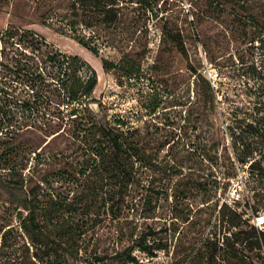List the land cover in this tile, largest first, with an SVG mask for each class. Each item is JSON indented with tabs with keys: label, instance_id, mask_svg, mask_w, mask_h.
Masks as SVG:
<instances>
[{
	"label": "rangeland",
	"instance_id": "obj_1",
	"mask_svg": "<svg viewBox=\"0 0 264 264\" xmlns=\"http://www.w3.org/2000/svg\"><path fill=\"white\" fill-rule=\"evenodd\" d=\"M247 1L259 15L254 26L234 21L232 0H0V230L17 225L15 209L34 187L68 199L95 187L96 206L75 214L89 227L85 263L122 264L116 254L152 229L165 250L151 259L132 249L137 264H264V238L259 250H242L232 234L255 217L230 227L219 210L231 180L238 213L252 187L264 196V181L250 182L232 152L233 133L264 99V0ZM62 55L86 63L82 78L95 72L97 103L56 105L49 91L60 83ZM205 69L217 72L214 88ZM39 96L52 99L47 114L25 106ZM99 127L120 129L137 149L127 160L135 183L104 206L107 180L85 152ZM207 237L221 247L214 256ZM22 242L3 249L0 262L20 264Z\"/></svg>",
	"mask_w": 264,
	"mask_h": 264
},
{
	"label": "trees",
	"instance_id": "obj_2",
	"mask_svg": "<svg viewBox=\"0 0 264 264\" xmlns=\"http://www.w3.org/2000/svg\"><path fill=\"white\" fill-rule=\"evenodd\" d=\"M145 2V0H142ZM216 1V0H214ZM232 13L235 22L249 26L259 24V15L254 12L253 7L248 5L247 0H232ZM85 47V45H83ZM180 54L185 55V50L181 44H177ZM83 66H87L84 61L77 56L62 55L57 61V73L55 78L60 82L55 89L49 91L50 96H54L61 110L64 106L68 107V103H77L79 101H87L97 103L99 97H93L97 79L93 70L85 78L79 76V72ZM105 67V62H103ZM204 78L207 80L205 75ZM209 83V81H207ZM212 89V88H211ZM51 97L39 96L31 103L26 102L25 106L31 109L32 113L47 114L48 102ZM63 102H67L64 103ZM258 106H255L254 112L250 115V122L245 125V129L234 134L232 138V152L235 161L239 165H248L249 181L255 184H262L264 181V99H259ZM70 115L76 116V110L72 109ZM244 123L243 119L237 122L238 125ZM116 126L119 128L124 124L123 121L117 119ZM87 137L90 142L87 151L90 153L91 164L103 172L99 180L103 178L107 180L108 190L104 192L105 199L101 198L102 205L107 202L114 203V198L124 199L128 194L130 184L135 183V174L132 166L127 164V160L134 157L136 147L132 142L123 138L120 129H112L99 127L94 132L88 133ZM114 186L118 188L114 191ZM259 187V186H257ZM100 189V188H99ZM253 194L243 203L245 211L240 213L232 210L227 204L220 207V219L225 221L230 227L241 225V216L250 215L258 216L264 212V196L255 191V187L251 189ZM98 188L87 187L78 194V197L70 199L61 198L59 195L49 193L48 195H40L39 190L34 187L25 195L23 207H17L16 217L17 225L12 223L6 225V229L0 230V252L5 248L15 249L14 243L23 241L19 246L20 264H89L85 263V258L81 253L84 250L82 244L83 237L87 233L89 227L81 217H85L92 211L95 205L96 192ZM262 191V189H260ZM114 192V193H113ZM144 200L147 204L151 201L149 188L145 189ZM112 206H110L111 208ZM24 211V215L22 214ZM75 214L81 217L76 218ZM225 220V221H224ZM245 220V219H243ZM246 221V220H245ZM157 232L152 229L141 232L140 235L132 241V247H128L116 254V257L122 264H137L138 261L132 255V249L146 255L148 258H155L156 252L165 250V245H158L153 238ZM236 237L237 243L242 250L252 243V249H260V241L264 238L261 233L250 226L247 229H239L236 233H232ZM216 232L213 237H216ZM260 239V240H259ZM214 243H210L208 237L203 242L205 250L212 252L209 256H214L218 250H221L219 242L214 239ZM223 246V241L220 243ZM228 243L226 242V245ZM210 245V246H209ZM229 254L232 249L229 248ZM210 258V257H209ZM224 262L223 256L220 259ZM71 261V262H70ZM100 259H96V263ZM95 263V264H96ZM0 264H14L10 261L0 262Z\"/></svg>",
	"mask_w": 264,
	"mask_h": 264
},
{
	"label": "built area",
	"instance_id": "obj_3",
	"mask_svg": "<svg viewBox=\"0 0 264 264\" xmlns=\"http://www.w3.org/2000/svg\"><path fill=\"white\" fill-rule=\"evenodd\" d=\"M183 5V4H182ZM186 9L188 7L187 4L183 5ZM203 74L205 75V77L207 78V80L209 81V83L211 84V87L214 88L215 86V82L217 80V72H215L214 70L211 69H205L203 71ZM64 108H68L67 106H64ZM249 163H246L244 165H239L238 164V168H248ZM240 194L233 192L232 193V180H231V185L227 191V200L225 201V204H227L228 206L232 207V201H237L239 200ZM255 228H258L262 231H264V215H258L255 217L254 223H253Z\"/></svg>",
	"mask_w": 264,
	"mask_h": 264
}]
</instances>
